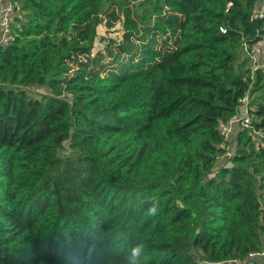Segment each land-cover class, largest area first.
I'll return each instance as SVG.
<instances>
[{"label": "trees", "instance_id": "1", "mask_svg": "<svg viewBox=\"0 0 264 264\" xmlns=\"http://www.w3.org/2000/svg\"><path fill=\"white\" fill-rule=\"evenodd\" d=\"M259 1H18L0 42V264H123L141 241L146 264H260ZM103 11L123 33L94 52ZM246 94L251 122L226 141Z\"/></svg>", "mask_w": 264, "mask_h": 264}, {"label": "built area", "instance_id": "2", "mask_svg": "<svg viewBox=\"0 0 264 264\" xmlns=\"http://www.w3.org/2000/svg\"><path fill=\"white\" fill-rule=\"evenodd\" d=\"M19 0L15 2H9L5 7L0 10V24L3 27L1 42L6 43L9 42L11 39V35L9 32V23L12 21L11 14L13 13L15 7L17 8V3ZM252 17H264V0L259 1V3L252 9ZM258 45H262L261 42L257 43ZM257 68V67H256ZM249 97L246 94L241 100L240 105L237 108V112L231 116L227 121L219 122L218 123V131L224 140H229L232 131L238 127H248L252 116L249 115ZM254 134L260 135L258 131H253ZM225 156L230 157L231 151L229 147L225 146ZM260 210V217L264 216V201L260 202L259 206ZM264 254V251L261 252ZM199 264H206L205 262L201 261Z\"/></svg>", "mask_w": 264, "mask_h": 264}, {"label": "rangeland", "instance_id": "3", "mask_svg": "<svg viewBox=\"0 0 264 264\" xmlns=\"http://www.w3.org/2000/svg\"><path fill=\"white\" fill-rule=\"evenodd\" d=\"M106 4L103 6V10L106 8ZM106 11L102 12V18L103 22L97 26V34L99 37H103L104 40H100V38L95 39L94 45H93V51L97 50H103L106 43L110 39L114 41H119L121 39V35L123 33L121 23L116 22L112 28H108L105 25L106 22ZM110 42V41H109ZM106 54V52H105ZM249 54V67L250 69L254 70L256 67H264V50L262 48V45H254L252 47V52L250 51ZM107 61H109V58H107ZM31 95H38L40 93H50V90L47 87H33L30 90ZM252 107H255L254 104H252ZM64 149L59 152L61 156L64 158H70L75 159L76 154L74 152H71L70 148L67 146V142L64 144Z\"/></svg>", "mask_w": 264, "mask_h": 264}, {"label": "clouds", "instance_id": "4", "mask_svg": "<svg viewBox=\"0 0 264 264\" xmlns=\"http://www.w3.org/2000/svg\"><path fill=\"white\" fill-rule=\"evenodd\" d=\"M158 213V205L156 202H152L146 209L144 215L154 217ZM147 245L144 242H136L132 244L123 259V264H146L148 259Z\"/></svg>", "mask_w": 264, "mask_h": 264}, {"label": "crops", "instance_id": "5", "mask_svg": "<svg viewBox=\"0 0 264 264\" xmlns=\"http://www.w3.org/2000/svg\"><path fill=\"white\" fill-rule=\"evenodd\" d=\"M9 2H11V0H0V8L2 9L3 7H5ZM2 31L3 28L0 24V42H1V37H2ZM258 260L260 262V264H264V256H260L258 257Z\"/></svg>", "mask_w": 264, "mask_h": 264}, {"label": "water", "instance_id": "6", "mask_svg": "<svg viewBox=\"0 0 264 264\" xmlns=\"http://www.w3.org/2000/svg\"><path fill=\"white\" fill-rule=\"evenodd\" d=\"M0 10H1V8H0Z\"/></svg>", "mask_w": 264, "mask_h": 264}]
</instances>
